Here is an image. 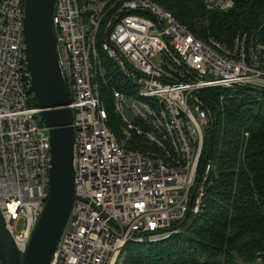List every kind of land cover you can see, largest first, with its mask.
Instances as JSON below:
<instances>
[{
    "label": "built area",
    "instance_id": "built-area-1",
    "mask_svg": "<svg viewBox=\"0 0 264 264\" xmlns=\"http://www.w3.org/2000/svg\"><path fill=\"white\" fill-rule=\"evenodd\" d=\"M200 1L209 12L236 7ZM24 19V0H0V215L21 257L51 169L49 129L32 103ZM53 24L71 96L76 199L50 264H118L128 243L167 241L203 213L220 175L208 153L200 167L215 120L203 93L226 90L223 110L232 90L264 91V21L227 45L199 38L154 0H56ZM105 60L125 90L111 83Z\"/></svg>",
    "mask_w": 264,
    "mask_h": 264
},
{
    "label": "trees",
    "instance_id": "trees-1",
    "mask_svg": "<svg viewBox=\"0 0 264 264\" xmlns=\"http://www.w3.org/2000/svg\"><path fill=\"white\" fill-rule=\"evenodd\" d=\"M154 1L199 38L214 37L227 45L237 33L264 21V0H235V9L227 13L209 12L200 0ZM109 63L105 60L111 83L125 90L126 82ZM225 91L203 93L215 120L200 167L208 153L220 174L208 190L203 213L184 233L167 241L128 243L118 264H256L258 254L264 256V91L232 90L220 110L219 95ZM102 94L108 99L110 126L117 132L119 118L107 88ZM32 103L36 105L34 99ZM0 263L7 264L1 246Z\"/></svg>",
    "mask_w": 264,
    "mask_h": 264
},
{
    "label": "water",
    "instance_id": "water-1",
    "mask_svg": "<svg viewBox=\"0 0 264 264\" xmlns=\"http://www.w3.org/2000/svg\"><path fill=\"white\" fill-rule=\"evenodd\" d=\"M25 1V54L31 91L51 138L49 195L21 257L0 215V246L7 264H50L75 199V129L70 90L60 66L53 13L56 0ZM212 138V132L209 140Z\"/></svg>",
    "mask_w": 264,
    "mask_h": 264
},
{
    "label": "rangeland",
    "instance_id": "rangeland-1",
    "mask_svg": "<svg viewBox=\"0 0 264 264\" xmlns=\"http://www.w3.org/2000/svg\"><path fill=\"white\" fill-rule=\"evenodd\" d=\"M116 126H117V125H116ZM185 230H187V228H186ZM185 230H184L182 233H184V232H185Z\"/></svg>",
    "mask_w": 264,
    "mask_h": 264
}]
</instances>
